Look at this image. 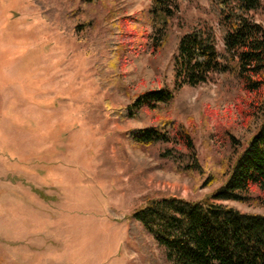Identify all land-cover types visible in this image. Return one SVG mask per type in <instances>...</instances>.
<instances>
[{
  "label": "rangeland",
  "instance_id": "obj_1",
  "mask_svg": "<svg viewBox=\"0 0 264 264\" xmlns=\"http://www.w3.org/2000/svg\"><path fill=\"white\" fill-rule=\"evenodd\" d=\"M174 1L170 32L154 48L150 0H0V264H167L140 227L128 236L130 214L144 198L199 202L224 182L223 167L260 116L233 79L212 75L174 89L182 34L209 26L224 50L206 0ZM251 17L264 28L262 10ZM113 23L132 50L124 67L107 69L114 89L106 91L94 77L108 53L93 50ZM159 88L173 93L170 110L189 131L203 175L176 172L161 147L130 144L127 133L153 120L114 119L104 107ZM209 175L216 181L206 186ZM249 194L244 204L220 203L264 215V192Z\"/></svg>",
  "mask_w": 264,
  "mask_h": 264
},
{
  "label": "trees",
  "instance_id": "obj_2",
  "mask_svg": "<svg viewBox=\"0 0 264 264\" xmlns=\"http://www.w3.org/2000/svg\"><path fill=\"white\" fill-rule=\"evenodd\" d=\"M95 1L85 0L87 4ZM206 1L217 21L223 53L216 49L215 34L209 26L182 34L173 58L174 89L197 87L212 75L221 81L233 79L241 91L252 97L248 107L260 116V124L232 163L225 164L220 173L225 180L210 196L199 202L144 198L145 204L130 214L128 236H132L135 226L140 227L167 264H264V215L241 213L220 203L244 204L250 200L252 188L264 192V28L251 17L258 10L264 12V0ZM150 2L152 45L157 48L170 32L177 4L174 0ZM111 25L103 42L97 45L100 47L93 50L97 56L105 48L108 53L102 61L106 65L96 64L94 77L100 89L106 91L114 89L113 76L107 69L124 67L132 50L124 26ZM173 98L172 92L159 88L135 95L125 106L112 108L105 101L104 107L114 119L153 120L127 133L130 144L161 147L160 156L171 160L176 172L203 175L189 131L170 110ZM215 181L209 175L204 185Z\"/></svg>",
  "mask_w": 264,
  "mask_h": 264
}]
</instances>
